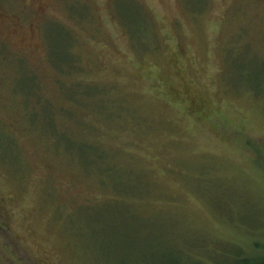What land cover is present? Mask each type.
Here are the masks:
<instances>
[{"label": "rangeland", "instance_id": "obj_1", "mask_svg": "<svg viewBox=\"0 0 264 264\" xmlns=\"http://www.w3.org/2000/svg\"><path fill=\"white\" fill-rule=\"evenodd\" d=\"M263 83L264 0H0V264L262 254Z\"/></svg>", "mask_w": 264, "mask_h": 264}, {"label": "trees", "instance_id": "obj_2", "mask_svg": "<svg viewBox=\"0 0 264 264\" xmlns=\"http://www.w3.org/2000/svg\"><path fill=\"white\" fill-rule=\"evenodd\" d=\"M73 62L74 60H72V63ZM72 63H69V66ZM52 67L54 66L52 65ZM63 74H66V73H63ZM258 87L254 88V90H251V91L255 97L260 98L262 95V93H260L261 91L260 89L261 87H264V83L262 84V86H260L259 88ZM159 89L160 91L163 90L160 84H159ZM73 103H76V101H73ZM199 104L201 105L200 100H196L193 102L189 101V104L188 106H186V108H191L196 113V117L202 120L201 123H206V120L208 121L207 116L209 114L207 110H204L201 106H199ZM193 106H196V107L194 108ZM206 113L208 114L207 116H206ZM89 149L90 147L88 148V150ZM257 246L258 245H255L254 247L256 250H258ZM263 250H264V246H263ZM165 263L166 264H264V251H262V254L257 256V255L251 254L250 251H246L243 248H240L234 245L231 249L229 259H222V260L217 261L215 259H211L209 256L206 259H190V256L189 258L187 256L185 259H166Z\"/></svg>", "mask_w": 264, "mask_h": 264}]
</instances>
